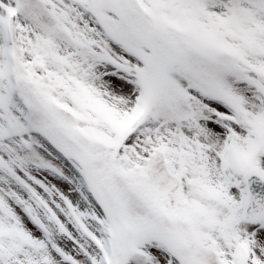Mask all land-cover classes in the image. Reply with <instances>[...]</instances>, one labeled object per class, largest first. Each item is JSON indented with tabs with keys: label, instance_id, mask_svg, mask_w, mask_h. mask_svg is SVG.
Listing matches in <instances>:
<instances>
[{
	"label": "snow or ice",
	"instance_id": "snow-or-ice-1",
	"mask_svg": "<svg viewBox=\"0 0 264 264\" xmlns=\"http://www.w3.org/2000/svg\"><path fill=\"white\" fill-rule=\"evenodd\" d=\"M0 264H264V0H0Z\"/></svg>",
	"mask_w": 264,
	"mask_h": 264
}]
</instances>
